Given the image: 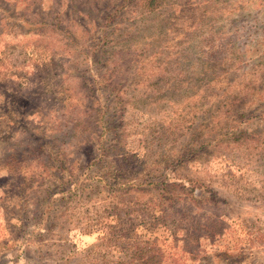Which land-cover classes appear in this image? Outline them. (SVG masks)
I'll use <instances>...</instances> for the list:
<instances>
[{"label":"rangeland","instance_id":"1","mask_svg":"<svg viewBox=\"0 0 264 264\" xmlns=\"http://www.w3.org/2000/svg\"><path fill=\"white\" fill-rule=\"evenodd\" d=\"M159 2L0 0V264H264V0Z\"/></svg>","mask_w":264,"mask_h":264},{"label":"trees","instance_id":"2","mask_svg":"<svg viewBox=\"0 0 264 264\" xmlns=\"http://www.w3.org/2000/svg\"><path fill=\"white\" fill-rule=\"evenodd\" d=\"M159 1L160 0H144L145 5H147L148 8H152V9L159 5V3H160ZM122 3H123V1H122ZM119 16L120 15L118 14V11H115V13L106 14L103 22L105 25L110 26L113 23V20L117 19ZM228 126L229 125H226L225 128L223 127L221 129L220 132H221L222 137H224V134H222V133L225 131V129L228 128Z\"/></svg>","mask_w":264,"mask_h":264}]
</instances>
